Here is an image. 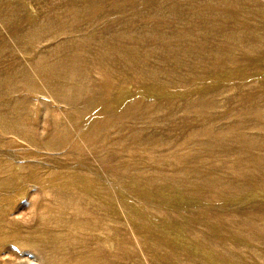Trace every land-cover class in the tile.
Masks as SVG:
<instances>
[{"label": "rangeland", "instance_id": "rangeland-1", "mask_svg": "<svg viewBox=\"0 0 264 264\" xmlns=\"http://www.w3.org/2000/svg\"><path fill=\"white\" fill-rule=\"evenodd\" d=\"M0 264H264V0H0Z\"/></svg>", "mask_w": 264, "mask_h": 264}]
</instances>
